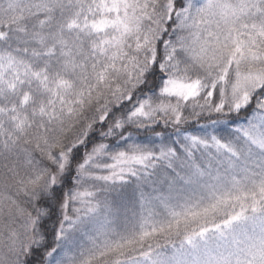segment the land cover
<instances>
[{
  "label": "snow or ice",
  "instance_id": "1",
  "mask_svg": "<svg viewBox=\"0 0 264 264\" xmlns=\"http://www.w3.org/2000/svg\"><path fill=\"white\" fill-rule=\"evenodd\" d=\"M0 264H264V0H0Z\"/></svg>",
  "mask_w": 264,
  "mask_h": 264
}]
</instances>
